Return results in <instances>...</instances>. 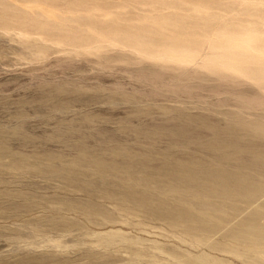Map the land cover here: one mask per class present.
<instances>
[{
	"label": "rangeland",
	"instance_id": "obj_1",
	"mask_svg": "<svg viewBox=\"0 0 264 264\" xmlns=\"http://www.w3.org/2000/svg\"><path fill=\"white\" fill-rule=\"evenodd\" d=\"M76 1L101 7L106 14L99 19L110 26L127 25L130 18L167 15L173 10L192 21L197 18V11L190 4L207 2L213 18L228 23L254 21L264 31V0H0V14L10 7L28 14L59 16ZM175 1V9L167 7ZM212 32L206 34L205 42L152 62L134 58L136 54L121 44L98 52H73L66 46L51 44L40 53L33 46L32 39L39 35L32 27L24 31L15 27L0 29V130L22 128L33 138H11L9 145L15 151H52L63 159H71L79 140L98 152L103 144L125 143L141 148L142 141L122 125L128 121L135 127L164 128L168 116L161 112L162 107L205 115L224 124L228 112L249 110L247 106L253 104L259 107L256 112L264 122V90L240 98L247 84L239 83L246 79L240 77L234 82L228 70L233 58L219 57L214 52L212 40L216 35ZM207 69H221L223 74L207 73ZM57 87L65 92L54 95ZM50 91L55 100L68 103L66 109L57 110L53 102L44 101ZM128 95L134 102L122 99ZM147 106L151 107L149 115L133 116L136 109ZM87 115L91 116L89 122L83 121ZM167 145L165 137L155 141L160 152ZM6 194L22 195L15 202L19 206L11 203ZM60 199L96 202L110 210L112 217L87 218L78 211L58 207L53 201ZM126 213L118 210L112 200L70 187L56 177L0 172V264H185L173 255V250L197 259L219 258L224 261L222 264H264V257L261 262L243 260L196 245L162 220L141 212ZM48 217H64L75 225L53 228L43 221L34 227L36 221Z\"/></svg>",
	"mask_w": 264,
	"mask_h": 264
},
{
	"label": "bare ground",
	"instance_id": "obj_2",
	"mask_svg": "<svg viewBox=\"0 0 264 264\" xmlns=\"http://www.w3.org/2000/svg\"><path fill=\"white\" fill-rule=\"evenodd\" d=\"M177 3L170 2L167 7L175 9ZM190 6L197 11V18L192 21L186 14L173 10L167 15L130 18L123 26L106 25L99 19L106 14L101 7L80 1L67 5L64 14L59 16L28 14L7 7L0 14V29L6 31L15 27L24 31L32 27L39 35L32 39L33 46L40 53L51 44L66 46L73 52L84 49L98 52L121 44L136 54L134 58L152 62L189 50L205 42L208 32L215 31L214 52L219 57L233 58L228 70L235 83L240 77L246 79L239 83L247 84L240 98L264 90V31L254 21L228 23L219 17L213 18L207 2ZM207 73L222 76L223 71L207 69ZM64 92L61 87L53 90L54 95ZM52 98L50 91L44 101L53 102L57 110L67 108L65 100L53 98L52 101ZM122 99L128 103L135 100L129 95ZM247 108L249 110L228 112L224 124H219L205 115L162 107L161 112L168 116L164 128L135 127L128 121L122 125L125 131L142 141L139 142L141 148L125 143L103 144L98 152L79 140L71 159H63L52 151L30 154L15 151L9 145L11 138L23 141L33 138L22 128L0 130V172L59 178L70 187L90 190L112 200L118 210L127 212L126 215L141 212L162 220L196 245L261 262L264 257V122L256 112L259 107L250 104ZM150 112V106L138 108L133 116ZM83 121H91V116H84ZM159 137H165L168 142L161 152L155 146ZM6 196L15 206L20 204L15 202L22 195ZM53 202L90 219L112 217L110 210L89 200ZM43 221L53 228L75 225L64 217H48L34 222V227L38 228ZM173 255L185 264L224 263L219 258L197 259L174 250Z\"/></svg>",
	"mask_w": 264,
	"mask_h": 264
}]
</instances>
